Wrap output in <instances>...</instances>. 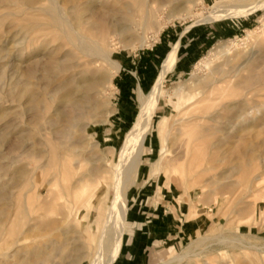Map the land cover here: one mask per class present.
I'll return each instance as SVG.
<instances>
[{
  "label": "bare ground",
  "instance_id": "bare-ground-1",
  "mask_svg": "<svg viewBox=\"0 0 264 264\" xmlns=\"http://www.w3.org/2000/svg\"><path fill=\"white\" fill-rule=\"evenodd\" d=\"M99 1L0 0L1 3L6 2L8 6L14 5L16 8L12 10L14 12L11 16L8 13L7 16L15 17V43L11 54L12 79L8 83L13 102L23 105V111L17 112V117L24 120L25 116L31 115L30 123H34L37 129L46 126L49 129L48 135L50 134L41 141L35 134L31 135L30 131L19 127L17 139L9 144V152H4L2 146L11 134L5 130L16 128L17 123L13 125L14 121H5L8 113L5 109L0 113V118L4 121L0 127V264H112L120 253L129 213V190L139 177L141 160L154 115L162 98L165 78L176 66L179 45H176L164 60L153 91L148 94L141 92V108L137 122L118 154L113 152L112 157L108 158L109 165L105 167L101 164L104 159L100 155H94V168L79 172L77 184L71 192L66 193L67 199L62 205L66 211L60 214L66 216V222L72 224L75 230L62 232V236L66 238L63 242L59 241L60 243L47 238L39 241L38 238L45 237L39 231H62L59 221L51 220L52 218L44 222L34 219L29 228L21 233L23 223L17 220L13 213L14 206L18 205L19 213L29 215L27 196L23 192L25 189L17 191L18 193L16 190H22L28 185L26 177L32 170L45 172V177H36L38 179L33 185L38 196L40 188L46 183L55 186L60 183L61 178L65 183L70 181L73 165L65 154L72 151L82 156V160L88 159L84 154L88 144L82 137H77L78 132L85 131L89 124L86 122L89 113L94 112L99 116L101 111L111 107V101L104 97L102 89L105 77L94 75L90 66L93 63H102L105 66L102 69L108 73V85H111L113 72L121 66L112 55L115 37L124 36L125 39L128 37L129 42L147 45L150 40L147 29L156 28L159 33L158 31L165 27V22H160L162 13L168 11L170 18L177 15L191 16L199 0H135V9L130 11V7H126L127 4L125 6L131 13L130 16L120 20L116 18L115 22L112 21L116 13L115 2L102 0V4L97 5ZM260 7L264 8V0H214L210 15L203 16L200 20L247 15ZM257 34L254 29L249 30L244 40L257 38ZM37 43L40 47L32 49ZM26 47L31 50L28 54ZM228 51L229 47L223 43L216 47L213 54L220 57ZM261 51L264 60V46ZM232 60L233 64L222 68L221 76L198 78L183 87L191 93L194 101L179 115L170 133L167 128L164 130L170 145L165 141L162 148L169 146L168 153L182 164L183 173L195 174L193 181L203 178L202 174L206 173V168H203L206 161H235L227 170L229 175L225 173L201 181V189L209 188L205 196L213 201L218 200L217 197L224 202L231 199L233 195L227 198L233 187V183L228 182L230 177L233 174H242L243 179L250 178L248 176L252 171L254 155L257 158L264 154V150H254V138L260 136L258 132L254 133V129L259 121L264 125V114L261 118H254V93L264 91V61L261 64L254 63L253 49L237 52ZM211 62L206 61L208 66ZM177 92L178 90L174 94ZM102 120L104 121L103 118L98 121ZM64 139L70 140V151H63L61 144ZM38 144H43L46 148L40 150L37 148ZM92 146L99 148L98 143ZM20 147L24 148V152L31 149L38 157L46 154V161L33 162V168L28 167V164L17 165L22 159H17L13 152ZM23 150H20V153ZM210 157L212 159H209ZM81 162L78 161V167L82 165ZM52 169L54 171L50 175ZM48 175L51 177L48 178ZM180 175L183 177V174ZM5 176L9 178L5 179ZM182 183L186 191L189 181ZM189 197L193 196L190 194ZM62 198L56 197L55 200L60 201ZM233 198L236 201V196ZM69 233H77V237L71 238ZM31 237L34 238L32 244H20ZM67 245H71L70 251L63 252ZM9 247L13 249L5 251ZM184 257L186 256H183V259ZM181 258L182 256L177 255L161 264L178 263Z\"/></svg>",
  "mask_w": 264,
  "mask_h": 264
},
{
  "label": "rangeland",
  "instance_id": "rangeland-1",
  "mask_svg": "<svg viewBox=\"0 0 264 264\" xmlns=\"http://www.w3.org/2000/svg\"><path fill=\"white\" fill-rule=\"evenodd\" d=\"M100 1L97 5L102 4V0ZM112 2H115L114 10L116 13L114 14L115 18L112 19L114 22L116 18L120 20L130 16L131 13L126 7H130V11L137 7L134 6L137 2L135 0H113ZM213 2L214 0H199L194 7V14L187 17L177 15L170 18L168 11H166L167 13H162L160 22H163V24L165 22V27L163 26V29L161 28L158 31L159 33L156 32V28L147 29L150 39L148 46L146 44L139 45L137 42H129L127 41L128 37L125 39L124 36L117 35L115 37L116 41L114 40L112 44V55L121 63V66L117 71L113 72L110 86L108 85V73L102 69L105 66L102 63H93L90 66V70L94 75L100 78L105 77L102 89L104 97L111 101V107L105 108L99 116L94 112L89 113L86 118V122H89V124L85 131L78 132V135L76 133L77 137H82V140L88 144L84 150V154L88 159L85 157L86 160L84 161L82 156L70 151V148H68L70 147V140H63L61 147L63 151H70L65 154V157L73 165L70 181L68 180L65 183L62 180L63 178H61L60 183L55 186H50L46 183L40 188V193L37 196L33 185L38 179L36 177H45V172L44 170H32L26 177L28 187L16 190V192H19L25 189L23 192L27 196L26 205L29 212V215H22L18 211V205L14 206V216L23 223L24 228L20 224L22 227H20L21 233L29 228L34 219L44 222L49 220V218L59 221V227L62 231L60 229L48 230V232L39 231V233L45 235L44 238H38L39 241L47 238L60 243L66 238V236L63 237L64 234L62 232L75 230L72 224L66 222V216L60 214L66 211L62 206L67 199L66 193L71 192L77 184L80 176L79 172H87L89 169L94 168V165H96L93 163L94 155H100L104 159L101 164L105 167L109 165L108 158L112 157L113 152L118 154L125 139L137 122L141 108V92L148 94L153 91L164 60L175 47V43L180 40L177 63L165 78L162 98L154 115L150 135L141 160L139 177L129 190L128 208L131 210L139 204L142 208L154 206L152 205L154 199L156 203H161V211H165V209L172 211L181 228L183 234L181 244H177L170 251L162 246L152 248L149 264H161L167 262V260L170 261L177 255L179 257L182 256L181 262L173 264H264V154L257 158L254 155L251 176H248L250 178L244 177L245 182L248 179L249 181L245 183L242 174H233L230 177L231 180L228 179V182L233 183V187H231L227 198L233 195L237 199L235 201L232 197L224 202L220 201L218 197L216 198L218 200L215 201L212 199L208 200L205 195H207L209 188L205 187L207 190L205 188L201 189V186L203 179L206 180L208 177H218L225 173L229 175L230 172L227 170L230 164L235 163L234 160L232 162L225 159L215 162L206 161L203 166V168H206V173L202 174L203 178L193 181L196 178L195 174L183 173L182 164L168 153L169 146L162 148L165 141L167 145H170L164 130L167 128L170 133L179 115L194 101L191 93L183 89V87L198 78L206 79L211 76H221L220 71L222 68H227L233 64V56L239 51L253 49L254 63L261 64L264 61L262 59L263 53H261L264 46V8L260 7L247 15L210 21L200 20L201 17L210 15ZM3 3H5L4 6ZM6 4V2H0V97L2 101H0V109L2 108L0 113L5 109L8 112L5 121L9 120L11 123L14 121L13 125L17 123L16 128L10 127V129L5 130L11 134L8 135L2 149L4 152H9V144L17 139L16 133L20 131L19 129L17 130L19 127L22 130L30 131L31 135L35 134L41 141L45 140L50 134L48 135L49 129L46 126L37 129L34 123H30L31 115L25 116L24 120L17 117V114L23 111V105L13 102L9 84L12 79L11 64L13 57L11 54L14 51L15 43V29L13 28L15 17L7 16V13L11 16L14 12L12 10H16V8L14 5H9L12 6L10 8ZM121 11L125 12L121 13ZM120 14L123 15L120 16ZM253 29L257 31L258 37L248 38L247 41L244 40L247 38L248 31ZM137 32H139L138 28ZM223 43L229 47V51L224 55H220V57L215 56L213 54L214 50L219 44ZM32 47V49L38 48L40 44L39 46L38 43L34 44ZM26 49L28 50L29 48L26 47ZM26 49V53L31 51ZM207 60L212 61L209 66L206 63ZM217 69L220 70L218 71ZM110 70L112 71L113 69ZM176 90L178 92L175 95L174 92ZM256 92L254 93V100H256L254 101V118H261L262 114H264V91ZM111 109L114 111H111ZM7 117H10V119ZM101 118L104 121L99 122L98 120ZM3 122L0 118V127ZM261 124L262 122L259 121L257 123L258 126L256 125L254 129V133L258 132L260 135L254 138V150L257 152H263L264 150V125ZM30 141L32 142L33 140L30 139ZM94 143H98L99 148L92 146ZM44 146L43 144H38L37 148L42 150L46 148ZM23 149V147H20L13 152L17 159H22L17 165L28 164V167L33 168L35 166L33 162L44 163L43 161H46L44 158L46 154L38 157L31 149L27 150V152H24ZM20 150H23L22 153H20ZM209 159H212V157ZM79 160L82 161V165L78 167L77 163ZM53 171L54 169L50 171V175ZM180 174H183V177ZM50 175H48V178L51 177ZM255 177L257 178L256 180ZM8 178V176H5V179ZM181 180L189 181L188 191L184 190L185 185ZM189 192L191 197L193 196V200L189 197ZM50 194L51 196H49ZM61 196L63 197L62 200H55L56 197ZM237 203L239 205H236ZM68 236L71 238L77 237V233H69ZM8 240L11 239L8 238ZM33 240L34 238L31 237L23 240L20 244H32ZM12 249L13 247H9L5 251L9 252ZM70 249L71 245H67L63 252H69ZM183 256L186 257L183 259ZM130 262L127 259L124 264H130Z\"/></svg>",
  "mask_w": 264,
  "mask_h": 264
},
{
  "label": "crops",
  "instance_id": "crops-1",
  "mask_svg": "<svg viewBox=\"0 0 264 264\" xmlns=\"http://www.w3.org/2000/svg\"><path fill=\"white\" fill-rule=\"evenodd\" d=\"M155 203L153 199L154 206L143 209L139 204L129 210L120 253L112 264H124L127 259L130 264H149L152 248L162 246L170 251L181 244L183 234L176 216L168 209L161 211V203Z\"/></svg>",
  "mask_w": 264,
  "mask_h": 264
}]
</instances>
